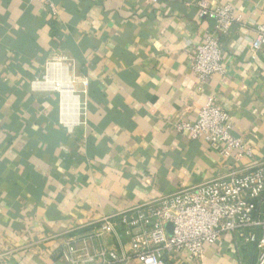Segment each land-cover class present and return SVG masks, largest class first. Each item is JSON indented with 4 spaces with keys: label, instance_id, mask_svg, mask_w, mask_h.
Masks as SVG:
<instances>
[{
    "label": "crops",
    "instance_id": "1",
    "mask_svg": "<svg viewBox=\"0 0 264 264\" xmlns=\"http://www.w3.org/2000/svg\"><path fill=\"white\" fill-rule=\"evenodd\" d=\"M0 0V264H55L64 242L104 217L129 215L229 167L264 159V0H207L237 21L221 37L225 74L200 84L191 48L213 31L197 0ZM65 53L89 81L85 125L60 124L59 96L30 83ZM231 114L252 157L222 159L173 128L210 99ZM169 235L173 225L165 224ZM114 235L99 244L122 253ZM123 244L125 246L123 247ZM255 245L227 235L202 261L256 264ZM120 264H140L136 258Z\"/></svg>",
    "mask_w": 264,
    "mask_h": 264
},
{
    "label": "built area",
    "instance_id": "2",
    "mask_svg": "<svg viewBox=\"0 0 264 264\" xmlns=\"http://www.w3.org/2000/svg\"><path fill=\"white\" fill-rule=\"evenodd\" d=\"M29 1L56 9L52 0ZM194 5L200 19L214 22L213 31L190 50L192 73L204 84L214 76L225 74L221 37L237 19L228 5L212 7L207 0H197ZM252 49L254 52L264 49L263 25L255 29ZM54 67L61 70L54 71ZM65 73L77 104L76 122L68 120L64 100L68 93L63 88ZM89 86L88 79L77 71L74 59L65 53L51 57L42 75L30 83L35 92L59 96L60 124L69 130L86 123ZM173 128L191 141L203 140L222 159L233 157L238 163L243 157H252V150L235 135L228 109L218 106L212 98L199 109L194 121L177 120ZM131 214L133 218L104 217L68 238L62 245L61 261L55 264H120L132 258L140 264H171L181 253L200 262L206 246L216 245L227 235H233L236 242L255 245L256 264H264V159L229 167L217 178L181 189ZM166 223L173 225L171 235L165 229ZM109 235H114L121 244L122 237L130 239L128 247L122 253L102 249L99 244Z\"/></svg>",
    "mask_w": 264,
    "mask_h": 264
},
{
    "label": "bare ground",
    "instance_id": "3",
    "mask_svg": "<svg viewBox=\"0 0 264 264\" xmlns=\"http://www.w3.org/2000/svg\"><path fill=\"white\" fill-rule=\"evenodd\" d=\"M54 71H60L61 68H56L54 67L53 69ZM63 88H64V92L68 93L65 97V104H66V109L67 111V115H68V120H72L71 122H76V118H77V111H76V100L71 96V92L69 90L70 88V81H69V77L66 76L65 73V78H64V84H63Z\"/></svg>",
    "mask_w": 264,
    "mask_h": 264
},
{
    "label": "rangeland",
    "instance_id": "4",
    "mask_svg": "<svg viewBox=\"0 0 264 264\" xmlns=\"http://www.w3.org/2000/svg\"><path fill=\"white\" fill-rule=\"evenodd\" d=\"M104 238H105V237H104ZM104 238H103V239H104ZM103 239H102V240H103ZM126 240H129V241H130V239H126ZM129 241H128V244H129Z\"/></svg>",
    "mask_w": 264,
    "mask_h": 264
}]
</instances>
